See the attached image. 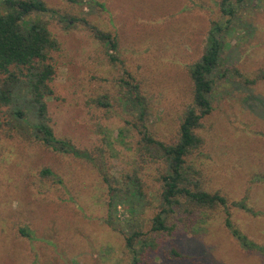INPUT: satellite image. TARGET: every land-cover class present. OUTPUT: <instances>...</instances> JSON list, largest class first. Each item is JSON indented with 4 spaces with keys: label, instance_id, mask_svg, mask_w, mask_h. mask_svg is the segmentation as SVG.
<instances>
[{
    "label": "rangeland",
    "instance_id": "obj_1",
    "mask_svg": "<svg viewBox=\"0 0 264 264\" xmlns=\"http://www.w3.org/2000/svg\"><path fill=\"white\" fill-rule=\"evenodd\" d=\"M45 2L59 14L86 17L120 43L119 60L112 62L87 26L64 28L59 15H33L48 21L60 42L53 54L54 95L47 97L55 133L79 148L104 147L115 174L132 171L135 136L126 132L121 143L120 129L130 128L125 119L93 100L118 94L121 80L132 76L147 96L151 131L171 138L192 102L189 68L203 53L212 21L228 17L219 0ZM233 26L225 63L254 77L264 67V0H248ZM200 133L205 144L197 159L210 187L229 201L247 195L250 206L264 209V183L250 179L264 163V81L247 85L232 78L219 87ZM45 168L58 176L44 175ZM141 175L148 200L155 201L159 184L151 171ZM108 198L91 164L21 135L7 107L0 108V264H130L125 237L105 222ZM156 210L155 203L146 209L145 230ZM232 212L240 229L264 245V214ZM116 216L124 223L129 212L119 206ZM175 245L183 257L170 255ZM149 257V264H264V254L242 248L228 232L220 210L193 228L163 235Z\"/></svg>",
    "mask_w": 264,
    "mask_h": 264
},
{
    "label": "trees",
    "instance_id": "obj_2",
    "mask_svg": "<svg viewBox=\"0 0 264 264\" xmlns=\"http://www.w3.org/2000/svg\"><path fill=\"white\" fill-rule=\"evenodd\" d=\"M67 1L82 4L96 0ZM218 3L222 14L228 18L212 21L203 53L189 68L192 102L171 138H161L151 131L147 96L141 83L132 76L121 80L118 94L93 100L97 106L113 109L125 119V126L130 128L120 129L118 140L121 143H127L126 132L136 138V167L115 174L108 165L104 147L79 148L70 138L55 133L47 97L54 95L51 85L56 72L53 54L60 49V42L49 29L48 21L32 17L51 12L59 15L64 28L78 24L87 26L106 47L112 62L119 60L118 37L86 17L59 14L45 0H0V108L7 107L8 115L21 135L35 139L59 154L83 159L96 169L108 186L105 222L125 237L126 246L132 253L130 264H149V254L159 250L163 235L168 238L181 228H193L199 218L208 220L219 210L223 213L226 229L242 248L264 254V245L240 229L232 212V209H241L262 215L264 209L250 206L247 195L241 200L229 201L219 190L212 189L197 159L205 144L200 129L214 110L217 89L232 78L247 85L264 81V67L252 77L237 66H228L224 58L227 35L234 28L233 18L242 14L248 0H219ZM116 106L120 110L115 109ZM261 166L260 171L253 172L252 182L264 183V163ZM145 171H151L159 184L155 201L147 198L141 175ZM42 173L58 176L49 168L43 169ZM154 203L157 210L145 230L141 220L144 221L146 209ZM119 206L129 212L124 223L116 216ZM169 253L175 258L183 257L176 245Z\"/></svg>",
    "mask_w": 264,
    "mask_h": 264
}]
</instances>
